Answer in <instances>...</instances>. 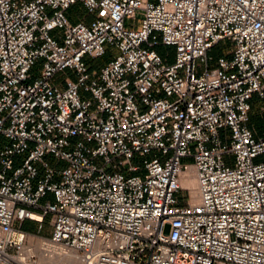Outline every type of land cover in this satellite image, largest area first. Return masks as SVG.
Segmentation results:
<instances>
[{
	"label": "built area",
	"instance_id": "built-area-1",
	"mask_svg": "<svg viewBox=\"0 0 264 264\" xmlns=\"http://www.w3.org/2000/svg\"><path fill=\"white\" fill-rule=\"evenodd\" d=\"M255 101L264 0H0V264H264Z\"/></svg>",
	"mask_w": 264,
	"mask_h": 264
},
{
	"label": "rangeland",
	"instance_id": "rangeland-1",
	"mask_svg": "<svg viewBox=\"0 0 264 264\" xmlns=\"http://www.w3.org/2000/svg\"><path fill=\"white\" fill-rule=\"evenodd\" d=\"M68 17L71 20H75L78 19L80 17H85L86 16V11L85 9L81 6V5H76L74 7H72L69 12L67 13ZM138 20H140V16H138ZM138 22H134V21H130L128 23V27L129 28H136ZM139 24V23H138ZM108 51H110V48H107ZM233 49V45L230 42L224 41L222 42L217 48H215L210 55L214 58V59H218V57L220 56H225L227 59L231 60L232 59V52ZM157 52L162 55V56H166L169 55L170 56V61H173V56H174V49L173 48H166V47H159L157 48ZM109 60H111V56L107 55L103 58L97 59V60H93L91 58H87L86 59V64L89 68V71L91 73L99 71L101 67H103L104 65H106ZM42 63L43 61H39L36 65V67L33 70V77L34 79L39 75L41 67H42ZM76 79V76L74 74H72V72L70 71H65L63 73H61L60 75L57 76L56 82L61 86V88L64 87V83L66 79ZM264 107V102H258L255 101L254 104V115H256L257 117H259V119L254 118L253 116V121L251 122V125H254L258 128V133L257 136H262L264 137V130L261 129V127H264V110H261V108ZM252 127V126H251ZM4 139L2 137H0V143H4ZM156 153H153L152 156L150 158H152L153 156H155ZM157 156V155H156ZM226 162L228 164H232L233 162V158L232 157H227ZM54 164L56 163V161H54ZM185 162H190L189 159L185 160ZM133 163L137 166H141L143 164V159H136L133 161ZM100 165H102V163L99 162ZM46 225H48V220L46 221ZM17 227H21L23 230L28 231V232H36L37 231V226L33 223L27 222L25 223V225L20 226L19 224L17 225ZM49 234V229L48 227L45 228V232L44 235H48Z\"/></svg>",
	"mask_w": 264,
	"mask_h": 264
},
{
	"label": "bare ground",
	"instance_id": "bare-ground-1",
	"mask_svg": "<svg viewBox=\"0 0 264 264\" xmlns=\"http://www.w3.org/2000/svg\"><path fill=\"white\" fill-rule=\"evenodd\" d=\"M184 185L191 190L192 192V196H193V201L192 203H198L199 202V196L197 193V184H196V180L194 177H188L185 182ZM40 219V218H39ZM55 260L53 259H44L42 258L41 260V264H50L52 262H54Z\"/></svg>",
	"mask_w": 264,
	"mask_h": 264
},
{
	"label": "trees",
	"instance_id": "trees-1",
	"mask_svg": "<svg viewBox=\"0 0 264 264\" xmlns=\"http://www.w3.org/2000/svg\"><path fill=\"white\" fill-rule=\"evenodd\" d=\"M254 104H255V103H254ZM254 104H253V109H252V113H251L250 127L252 126L251 128H253V129H255V130L257 131L258 128H257L256 126H254V125H251V122L253 121V116H254V118H256V119H257V118L259 119V117H257L256 115H254ZM261 129L264 130V127L262 126ZM257 133H258V131H257Z\"/></svg>",
	"mask_w": 264,
	"mask_h": 264
}]
</instances>
